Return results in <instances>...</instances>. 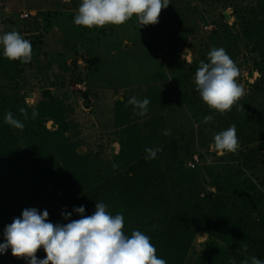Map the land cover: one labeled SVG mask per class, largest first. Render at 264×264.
<instances>
[{"label":"rangeland","instance_id":"374dc122","mask_svg":"<svg viewBox=\"0 0 264 264\" xmlns=\"http://www.w3.org/2000/svg\"><path fill=\"white\" fill-rule=\"evenodd\" d=\"M81 3L0 0V35L16 30L32 45L27 64L5 58L0 45V239L25 208L47 210L53 224L70 222L61 211L78 220L73 209L84 195L105 188L111 213L128 208L139 222L154 214L152 231L163 222L170 234L186 229L177 264L261 260L264 0H170L156 25L139 28L134 15L91 29L74 23ZM214 47L235 62L245 90L223 115L202 101L194 81ZM132 96L149 99L145 116L127 105ZM8 111L23 131L4 122ZM208 115L215 119L203 123ZM232 125L239 148L220 154L210 147L213 133ZM146 148L162 151L149 160ZM95 204L84 206L92 213ZM11 263L27 264L13 256Z\"/></svg>","mask_w":264,"mask_h":264},{"label":"clouds","instance_id":"9594fccd","mask_svg":"<svg viewBox=\"0 0 264 264\" xmlns=\"http://www.w3.org/2000/svg\"><path fill=\"white\" fill-rule=\"evenodd\" d=\"M170 0H82L74 17V23L89 29L103 28L106 24L121 25L134 15L139 28L156 25L162 9H166ZM3 56L10 61L19 60L22 64L32 60L31 42L16 30L0 35ZM208 63L201 61L194 76L196 91L202 101L221 115L231 111L232 107L245 95L242 85L237 83L239 69L224 48H212L208 53ZM127 105L133 106L134 114L145 116L150 103L148 98L132 96ZM240 107L243 108V105ZM24 120L29 118L25 108L20 110ZM39 115L33 110L31 118ZM208 115L203 123L214 120ZM4 122L23 131L25 124L13 112L8 111ZM169 135V131H165ZM220 154L235 153L239 148L235 125L219 133H213L210 145ZM146 159H155L161 148H146ZM118 167L113 164V168ZM80 218L70 220L71 213L62 212L70 222L53 224L47 210L25 208L20 217L3 230L4 243H0V254L9 248L13 257L25 258L27 264H167L166 260L156 255L157 249L150 242V237L139 230L125 235L124 217L112 215L103 202H96L90 216L84 215L85 206L73 209ZM43 248L46 256L39 259L37 251ZM241 264H264L256 256L245 259Z\"/></svg>","mask_w":264,"mask_h":264},{"label":"trees","instance_id":"16d2710c","mask_svg":"<svg viewBox=\"0 0 264 264\" xmlns=\"http://www.w3.org/2000/svg\"><path fill=\"white\" fill-rule=\"evenodd\" d=\"M37 156H39V155H37ZM39 157L37 160H35V161H37V163L40 160ZM81 179H82V177H81ZM89 191H91V190H89ZM110 191H111L110 189L103 188L102 190H96V191H93L92 193L91 192L86 193L82 199L83 200L82 202H85V203H83V206L87 204L88 208L90 207V209H91V205L93 203L95 204L96 202H104V201L107 202L113 196L112 195L113 193ZM36 196H38V195H35L34 197L36 198ZM55 196L63 197V194H54L53 197H55ZM90 196H92V200H91L92 204L89 203V201H90L89 199H91V198H89ZM50 198H51V196H50ZM49 203H50L49 204V206H50L51 205L50 199H49ZM86 207H85L84 215H86V216L92 215L93 212L92 213H91V211L88 212L89 210H87ZM67 208L68 207H66V209ZM92 210L94 211L95 209H92ZM108 211L112 215H115L117 213H120L123 215V217H124L123 231H124L125 235L130 236L133 230H139V231L143 232L145 235L149 236L150 242L157 249L156 255L159 258L165 259L167 264H177L178 261H181L179 256L182 253L176 252V251L178 249H181L182 251H184L185 250L184 247H186V245L188 244V240H186L184 237V234H182L183 231H185L186 229H181V228H179V226H177V229H175V233L170 234L169 229L172 230V228H171L172 226H167V224H165V222H163L164 223V225H163L164 229H162L161 232L160 231L157 232L156 230L152 231L150 226H151V221H152L154 214L150 215V217H149L150 222H148L147 220L145 222H143V221L139 222V221H141L139 216L136 214L132 215L133 211H131L128 208L120 207V208H118L116 213L115 212L111 213V211L109 209H108ZM61 213H62V211H61ZM139 215L141 216V214H139ZM219 217H221V215H219ZM163 218H165V217H163ZM157 220H159V218H157ZM164 221H165V219H164ZM220 224H221V227H223V225L226 223L220 222ZM227 241H228V243L232 242V240H230V239H227ZM0 243H4V241L2 239H0ZM260 252H261L260 258H261V260L264 261V246L261 247ZM178 254H180V255H178ZM36 255H38V258L40 259L41 254L37 252ZM11 256L12 255L7 256L6 253L0 254V264H9ZM181 256H183V254Z\"/></svg>","mask_w":264,"mask_h":264}]
</instances>
